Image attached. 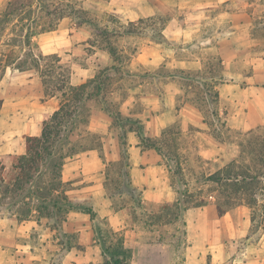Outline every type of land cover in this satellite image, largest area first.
<instances>
[{"label": "crops", "instance_id": "crops-1", "mask_svg": "<svg viewBox=\"0 0 264 264\" xmlns=\"http://www.w3.org/2000/svg\"><path fill=\"white\" fill-rule=\"evenodd\" d=\"M8 1L4 0L0 12ZM232 1L105 0L99 4L83 0L82 6L87 11L95 9L110 14L126 24L138 25L140 20L150 24L162 22L163 27L159 28L157 34L147 35L142 47L132 55L129 65L134 70L142 68L148 73L160 67L199 70L201 59L187 50L195 45L200 52L215 51L223 73H226L235 68L238 62L247 63L245 53L253 45L250 27L252 23H257L252 18V3L240 4L231 10L229 5ZM218 8L221 10L216 13ZM225 21L230 30L222 32V36L217 33L215 41L212 33H207L208 26ZM93 38L92 28L64 19L56 30L34 36L32 43L35 53L56 54L62 63L70 64V84L76 86L93 78L96 73L94 67L71 61L72 57L87 54L85 49H77V46L89 45ZM91 48L95 56L100 55L99 49ZM242 57L246 60L242 61ZM249 63L252 71L241 79L240 84L243 86L233 80L217 88L221 100H233V112L227 119L222 117L223 111H218L219 116L233 130H249L264 124V59ZM31 72L37 75L36 84H1L8 74L24 75ZM143 85L146 84L126 87L123 89L127 91L124 94L123 90L114 91L110 94V100L118 106L123 116L137 118L142 122L145 137H159L164 128L174 123L175 118L195 128L194 138L198 140L196 153L210 168L206 176L223 168L237 156L238 148L234 143H221L209 134L197 108L184 100L178 104L180 90L177 87L166 88L164 93L152 92L140 97L138 91ZM0 100L1 186V180L6 182L5 176L12 170L11 158L25 153V138L40 135L42 121L57 110L59 102L56 98H44L37 72H19L10 68L4 70L0 79ZM136 104L142 105L139 114L132 111ZM110 123V117L102 110L91 111L87 129L101 135L102 153L106 162L119 159L118 148L112 144L115 143V137L109 132ZM126 140L130 182L133 187L141 190L143 205L176 202L182 195L181 191L194 183L196 175L193 173L196 170L194 172L192 168L180 164V177L172 185L174 172L165 156L154 149L142 150L135 132H128ZM104 168L96 150H88L66 159L61 168V181L70 186L66 191L68 198L93 203V210L98 217L106 218L113 231L123 236L124 247L131 252L130 264H177L174 251L169 245L154 237L143 240L138 227L128 225L125 221L123 209L115 211L112 208L103 189ZM208 199L200 207H188L182 215L186 246L181 264H264V256L248 248L240 251L238 259H231L233 251L230 249V241L244 237L245 229L250 224L249 217L242 214L238 218L235 210L246 209V206L236 205L227 211L218 212L215 198L209 196ZM65 223L64 233L75 232L77 243L82 249L74 247L65 251L61 264H101V247L94 235L89 215L68 213ZM37 228L34 217L22 220L17 218L16 205L12 202L0 203V264H49L50 259L45 255L46 246L42 245V255L36 256L27 240Z\"/></svg>", "mask_w": 264, "mask_h": 264}, {"label": "trees", "instance_id": "trees-1", "mask_svg": "<svg viewBox=\"0 0 264 264\" xmlns=\"http://www.w3.org/2000/svg\"><path fill=\"white\" fill-rule=\"evenodd\" d=\"M82 2L83 0H9L0 12V79L6 68L19 72L34 70L41 81L44 98H56L59 102L57 110L42 121L40 135L25 138V153L16 156L12 164L15 174L11 183L8 182L4 189L0 186V203L12 198V204L16 205L17 218L22 220L34 217L38 225L41 217L51 220L52 215L62 212L67 214L73 208L87 214L101 247L103 256L101 264H130L131 252L124 247L123 236L114 232L106 218L98 217L92 207L81 206L68 198L66 191L70 186L61 181L62 165L66 159L74 155L96 150L105 165L103 189L112 208L115 211L126 208L140 209L143 206L140 199L141 190L133 187L129 178L127 133H136L142 150L154 149L168 160H171L170 156L174 157L177 170L175 174L180 175L179 155L176 153L178 149L176 137L180 130L179 128L173 130L170 125L164 128L157 138L145 137L142 122L137 118L123 116L118 106L110 100L112 92L126 88L122 85L123 81L128 82V87L142 82H136V78L139 77L138 72L129 69L120 71L117 62H121L120 56L124 54L122 52L115 54L116 48L111 46L108 37V27L100 28L98 23L92 22ZM261 4L264 5V2ZM105 18L111 23H119L110 14L106 13ZM64 19L74 24L90 26L99 37V41L93 38L89 46L94 47L97 43L106 42L107 54L113 59V64L98 69L93 78L76 86L70 84V64L62 63L56 54L35 53L32 43L34 36L56 30ZM141 23L143 21L140 20ZM159 25V28L163 27L162 22ZM129 26L131 30L127 33H133L137 29L131 23ZM134 53L136 50H133L129 57ZM220 70H223V67L216 56L213 70L205 71L211 75V84H202L201 88L193 86L194 91L197 92L196 98L193 100L186 98L184 101L198 109L209 134L214 139L221 143L236 144L237 156L223 168L206 176L205 180L221 188V193H226L222 201L219 196L215 198L218 212L243 204L249 209L252 228L256 218L254 205L257 194L263 197L260 204V209L263 211L259 222L261 225L264 222V125L248 131H235L227 126L226 120L222 119L216 110V105L221 101L217 88L225 83L219 73ZM175 72L180 75L191 74L189 71L179 69H175ZM198 73L200 70H197L193 76ZM144 74L147 75L146 72ZM199 75L195 77L205 79L203 78L205 73ZM1 105L0 100V108ZM208 106H212L213 109L208 111ZM178 107L176 105V109ZM94 109H100L107 114L112 119L113 128L118 130L119 159L117 161H105L102 153V137L87 129L90 113ZM232 132L236 134L233 140L228 138ZM113 170L117 172L115 177L112 175ZM1 183L4 185L6 182L1 180ZM39 183L40 185L37 186ZM33 187L35 189L28 190L27 193L26 198H30L29 200L21 199L19 203L15 199L19 197L20 192ZM31 197L36 200L35 204H32ZM237 197L241 198V202L235 200ZM118 200L119 204H117ZM205 203L198 201L183 206L179 201L158 203L156 205L160 213L153 214V217L147 216V219L153 221L164 219L165 223L180 222L181 235L184 237L185 223L182 219L184 211L188 207H200ZM221 206L224 207L221 209ZM64 207H67L65 211ZM162 211L164 213H161ZM63 236L65 240L61 246L64 251L74 247L82 249L72 234L64 233Z\"/></svg>", "mask_w": 264, "mask_h": 264}, {"label": "rangeland", "instance_id": "rangeland-1", "mask_svg": "<svg viewBox=\"0 0 264 264\" xmlns=\"http://www.w3.org/2000/svg\"><path fill=\"white\" fill-rule=\"evenodd\" d=\"M94 3L102 4L105 0H91ZM260 2H264V0H233L230 3V9L235 10L237 7L240 6V4L244 3H252L253 7H251V13L254 14L252 18L254 17L257 23L251 25V40L253 45L248 49L245 53V58L247 59V63H240L238 62L237 66L235 68H232L230 71H227L226 73H223L224 70H220L221 76H223V80L225 82H232L233 80H236L240 86H243V84H240L242 81L241 79L247 75H250L252 65L251 62L254 61H260L261 59H264V5L260 4ZM4 6V0H0V10ZM224 8V7H223ZM249 8V7H248ZM247 8V10H248ZM250 9V8H249ZM253 9V10H252ZM221 8H218L216 10V13L220 12ZM105 12H101L95 9H91L88 11L89 19L94 22L98 23V26L100 28L108 27L109 29V40L111 43V46L116 48V55H118L119 52H122L124 55L120 56V61L117 62V65L119 66L120 71L123 72L124 69H132L129 65L130 59L132 58V55L129 57V55L132 53L133 50H136V52L142 47V43L144 41V38L151 34L156 35L159 30V24L161 21H157L155 24H150L148 22H143L141 24L135 25L137 29L133 33H127L129 30H131V26L129 24L119 22V23H111L105 18ZM87 28H91L90 26L84 25ZM230 30V26L226 21L224 23H213L212 25L208 26L207 33H212V35L215 38V41H217V33L226 32ZM92 34L95 41H99V37L94 33L92 30ZM97 36V37H96ZM95 48L99 49L100 55L98 54L95 56L93 54L94 49L91 48L89 45H83V46H77V49H85L86 55L81 57H72L71 61L72 63H81L90 67H94L96 71L100 68H103L104 66H109L113 64L112 58L108 56L107 54V47L106 42H100L95 44ZM164 47H167L164 45ZM188 52L190 54H193L194 56H197L201 59V67H200V73L195 74L196 75H202V73H205L202 80V78H197L193 76V74L197 70H191L189 71L191 74L187 75H180L179 73L175 72V69H166V68H158L151 72H146L147 75H145L144 70L142 68H139L138 70L132 69L134 72L139 73V77L136 78V82H142L143 85L142 88L139 89L138 93L139 96H145L148 95V93H164L166 88H172V86L177 87L179 91V102L178 104H181L182 100L188 99H195L197 92L194 91L193 86H197L198 88H201L202 84H211V75L206 73L207 69L213 70V67L216 65V54L215 51H208V52H200L195 45H191L188 47ZM135 54V53H134ZM133 54V55H134ZM244 57H242V61L246 60ZM123 62V63H122ZM264 73V72H263ZM199 75V76H200ZM195 77V78H194ZM263 82H264V74L262 75ZM194 78V79H193ZM37 75L34 72L27 73L24 75H18L17 73L8 74L5 79L2 81L1 84H36ZM122 85L125 87H128V82L123 81ZM166 85V86H165ZM264 87V85L262 86ZM198 88L196 90H198ZM138 89V88H137ZM126 90H123V94L126 93ZM215 108V107H214ZM234 108L233 100H221L216 105L217 111H223L225 112V115L222 117L228 118ZM142 105L136 104L134 108L132 109L133 113L139 114L141 112ZM213 107L208 106L207 110L211 111ZM208 119L211 121L210 115H208ZM111 125L109 127V132L112 133L115 137V143L112 142V144H115L114 146L118 148V130L113 128L112 125V119L110 118ZM264 125V124H263ZM260 126V125H258ZM173 130H177L179 128L180 133L177 135V142H178V149L176 150L177 154L179 155V162L183 167H189L192 168V170H196L195 174V180L194 183L190 188L187 189H181L182 195L179 196V203L181 206L187 204H191L193 202L203 201L207 202L209 199V196H213L214 198L218 197L220 198V201H222L225 197L226 193H221L219 187H216V185L209 183L205 180L206 174L209 173L208 166L205 165L204 161H202L198 155H197V148H198V140L194 138L195 135V128L183 123L179 119L175 118L174 123H172ZM257 127V126H256ZM255 128V127H254ZM253 129V128H252ZM233 130V129H232ZM250 130V129H249ZM208 131V129H207ZM236 131V130H235ZM239 131H248V130H239ZM98 134V133H96ZM100 135V134H98ZM101 136V135H100ZM236 134L235 132H232L229 134V139L235 138ZM235 144V143H234ZM236 145V144H235ZM119 153V148H118ZM119 157V156H118ZM171 160H168V164L171 166L174 174H172L171 183L172 185L175 184L176 178L180 177V175L175 176L176 170V164H175V158L170 156ZM15 157L11 158L12 164L15 162ZM230 160L227 162L229 163ZM226 163V164H227ZM225 164V165H226ZM180 165V167H181ZM15 172L11 170L8 172L6 178V183L3 185L1 184V188L4 189L5 185L11 183V180L14 177ZM112 175L115 177L117 176V172L113 170ZM40 185L37 184V186ZM35 187L32 189L26 188L22 192L19 193V197L15 198L19 203L20 200H29L26 197L28 196V190H34ZM188 190L190 192L188 193ZM33 195V196H32ZM31 196L34 197V194ZM13 196V195H11ZM224 196V197H223ZM31 197L32 204L36 203V200ZM233 197V196H231ZM256 198V204L254 205V210L256 214V218L254 221V226L251 228V223L248 225V227L245 229L244 237H242L240 240H231L230 249L233 251V255L231 257L232 260L238 259L240 257L239 253L240 251L244 249H253L257 250L261 255L264 256V222L263 225L259 222V219L262 215V211L260 209L261 200L263 199L262 196L257 194L255 196ZM237 202H241V198L237 197L235 199ZM74 203L80 204L84 207H92L93 203L91 201H84L79 202L76 200H71ZM5 202H13V199H5ZM119 204V200L117 202ZM243 205V204H239ZM224 206H221V209ZM236 207V205L232 206L230 209ZM67 208V207H66ZM64 207V211L66 209ZM123 216L125 221L128 225H135L138 227V232L140 237H142L143 240L149 239L150 237H154L158 239L160 242L169 245L170 248L173 249L175 254V260L177 264H181V259L183 258V251L186 246V242L184 237L181 235V226L180 222L175 223H165L164 219L161 220H148L147 216L153 217V214L160 213V209L156 204L147 203L142 206L140 209H123ZM72 212H78L74 208L69 211L68 213ZM68 213L62 212L61 214H54L52 217H50L51 220H48L46 217L40 218V224L38 225V228L35 232L30 234L29 242L32 246L33 253L36 256H41L42 251L40 250L42 245L46 246V252L45 255L50 259L49 264H61L62 259L64 258L65 251L63 247L61 246V243L64 244L65 237L63 236L64 232L66 231L64 226H66V217ZM161 213H164L163 211ZM236 216L239 218L240 215H244L249 217L250 212L249 209L246 207V209H236L235 210ZM65 221V222H64ZM47 226H51L47 227ZM55 228V229H53ZM149 230V231H148ZM66 234H72L77 241V235L75 232H68ZM153 234V235H152ZM63 236V237H62ZM247 236V239H246ZM233 243V244H232ZM234 251H236L234 253Z\"/></svg>", "mask_w": 264, "mask_h": 264}]
</instances>
